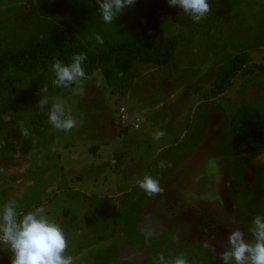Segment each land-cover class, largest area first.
<instances>
[{"label":"rangeland","instance_id":"374dc122","mask_svg":"<svg viewBox=\"0 0 264 264\" xmlns=\"http://www.w3.org/2000/svg\"><path fill=\"white\" fill-rule=\"evenodd\" d=\"M39 1L48 0H0V54L62 34L98 52L133 39L155 3L137 0L112 24L103 22L96 0H61L52 15L19 18L28 2ZM208 2L211 12L199 23L167 5L158 36L177 38L171 62H136L125 82L100 71L82 81L81 92L79 85L56 87L50 72L4 76L0 207L15 200L22 215L44 206L73 264H156L161 252L169 259L183 253L188 264H221L228 234L240 228L250 238L252 219L264 216V143L248 154L230 127L242 106L264 117V0ZM243 53L248 65L212 96L223 67ZM41 96L48 99L43 107ZM53 98L75 120L71 131L49 122ZM157 132L164 135L155 139ZM187 134L183 152L163 167L155 163ZM145 176L158 181L159 193L138 187ZM9 256L0 244V264H10Z\"/></svg>","mask_w":264,"mask_h":264},{"label":"clouds","instance_id":"9594fccd","mask_svg":"<svg viewBox=\"0 0 264 264\" xmlns=\"http://www.w3.org/2000/svg\"><path fill=\"white\" fill-rule=\"evenodd\" d=\"M137 0H96L98 12L103 22L112 24L127 9L135 5ZM169 7H175L189 16L193 22L199 23L211 12L208 0H167ZM95 40L103 44V37L97 34ZM86 53L74 54L71 62L63 63L53 57L49 65L52 74V84L56 87L68 88L79 85L82 92V81L91 79L86 74L83 62ZM99 70L94 75H98ZM47 92V88L40 89ZM48 103L47 97H42L38 104L43 107ZM49 122L58 130L71 131L75 120L65 115L63 104L53 98L52 108L48 113ZM28 130L22 129L21 135L28 136ZM164 133L157 132L155 139H160ZM163 167V162H160ZM138 187L149 196L159 193L158 181L151 176H145L138 182ZM248 236L240 228H234L227 236L226 248L219 253L221 264H264V216L257 215L251 221ZM0 244L6 246L9 252L10 264H73V258L66 255L68 242L62 228L49 219L44 206L21 215L17 211L15 200L5 202L0 207ZM207 246V245H206ZM156 264H188L183 253L175 258H166L161 252L156 256Z\"/></svg>","mask_w":264,"mask_h":264},{"label":"trees","instance_id":"16d2710c","mask_svg":"<svg viewBox=\"0 0 264 264\" xmlns=\"http://www.w3.org/2000/svg\"><path fill=\"white\" fill-rule=\"evenodd\" d=\"M165 1L155 0L153 8L145 14L141 29L133 39L109 44L98 52L87 48L74 36L62 34L32 43L19 51L0 54V89L4 88L3 78L10 71L27 75H34L39 71L49 72V65L53 57H57L63 63L68 64L74 54L81 52L87 55V59L83 62L86 74L93 77L94 73L99 70V72L104 73L108 80L113 77H121L124 82L127 81L129 72L136 62L150 63L159 67L167 66L173 58L178 40L175 37L158 36L161 19L168 11V3ZM60 3L61 0L39 1L36 6L32 2H28L29 7L19 18L29 21L52 15L60 7ZM169 13L170 11L167 14ZM249 61L248 55L244 53L231 59L219 73L211 90L212 96L217 97L231 87L233 80L244 70ZM205 107L207 105L199 106L195 116ZM230 127L233 132L237 133L239 141L245 144L248 154H255L259 151L264 143V117L258 110L248 106L240 107L236 115L232 117ZM189 129L190 125L187 130ZM188 141L189 134L184 140L180 142L178 140L177 144L163 149L155 158V163L159 164L180 154L186 148ZM234 189L232 192L238 193L237 188Z\"/></svg>","mask_w":264,"mask_h":264},{"label":"crops","instance_id":"0c3cea01","mask_svg":"<svg viewBox=\"0 0 264 264\" xmlns=\"http://www.w3.org/2000/svg\"><path fill=\"white\" fill-rule=\"evenodd\" d=\"M74 190H75V192H77V190H78V189H77V188H75ZM66 209H67V207H65V210H66ZM64 213L66 214V212H64Z\"/></svg>","mask_w":264,"mask_h":264},{"label":"built area","instance_id":"2783aa9c","mask_svg":"<svg viewBox=\"0 0 264 264\" xmlns=\"http://www.w3.org/2000/svg\"><path fill=\"white\" fill-rule=\"evenodd\" d=\"M124 111V110H123Z\"/></svg>","mask_w":264,"mask_h":264}]
</instances>
